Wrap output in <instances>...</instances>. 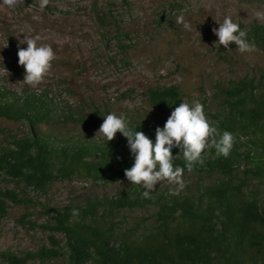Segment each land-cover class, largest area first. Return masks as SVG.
I'll return each mask as SVG.
<instances>
[{
	"label": "trees",
	"instance_id": "obj_1",
	"mask_svg": "<svg viewBox=\"0 0 264 264\" xmlns=\"http://www.w3.org/2000/svg\"><path fill=\"white\" fill-rule=\"evenodd\" d=\"M246 31L247 39L264 50V25ZM214 95L208 121L220 133L231 132L234 146L227 158L217 156L214 148L206 149L203 163L192 171L215 175L216 180L187 187L179 195L157 188L147 199L141 198L143 188L131 184L115 196L58 210L48 228L64 235V244L50 237V245L36 251L0 252L1 264L56 259L62 260L60 264H264V201L250 189L253 177L264 180V76L217 86ZM145 96L151 108L169 113L187 102L176 85L148 87ZM91 106L90 112L73 110L72 105L55 103L47 93L26 90L17 96L0 91V118L24 123L28 130L0 145V178L42 192L58 179L82 178L101 185L126 178L124 170L134 157L122 134L107 145L104 139L61 137L42 130L68 121L96 126L111 113ZM151 113L124 116L132 130L155 142V130L165 122ZM178 154L179 149H173V156ZM174 163L184 167L185 162L181 156ZM243 163L247 166L241 174ZM1 197L22 202L13 191L0 193L2 217L7 204ZM74 208L79 210L78 219L72 217ZM149 208L154 211L147 219L128 224L117 218L121 212Z\"/></svg>",
	"mask_w": 264,
	"mask_h": 264
},
{
	"label": "rangeland",
	"instance_id": "obj_2",
	"mask_svg": "<svg viewBox=\"0 0 264 264\" xmlns=\"http://www.w3.org/2000/svg\"><path fill=\"white\" fill-rule=\"evenodd\" d=\"M256 10H264V0H49L40 9L38 0H16V7H0V91L22 96L26 90L47 93L55 103L92 111L91 105L108 108L115 114H148L166 123L171 113L149 106L145 91L152 86H179L188 103L199 101L208 112L215 106L217 86H229L240 78L260 80L264 76V50L255 45L252 53L242 54L236 45L230 50L215 47L213 28L230 16L241 29L264 25ZM183 15L191 30L176 24ZM216 20V21H215ZM41 36L39 43L50 44L55 53L52 67L35 86L23 83L25 69L18 64V49L27 48L26 37ZM68 121L46 132L96 138L100 127ZM24 123L0 118V145L9 136L27 133ZM97 140H103L97 137ZM248 141L247 138L243 139ZM241 165L240 173L246 169ZM186 187L217 179L199 172L184 171ZM120 182L94 184L89 179H58L46 192L16 185L0 178V193L13 191L22 200L7 204L0 216V252L22 254L50 245V237L64 244V235L48 228L58 210L82 205L95 197L115 196L130 188ZM163 182L157 188L173 189ZM250 189L264 201V180L250 179ZM153 209L121 212L128 224L147 219ZM61 259L44 264H60ZM2 259L0 256V264ZM29 264H40L31 261Z\"/></svg>",
	"mask_w": 264,
	"mask_h": 264
},
{
	"label": "clouds",
	"instance_id": "obj_3",
	"mask_svg": "<svg viewBox=\"0 0 264 264\" xmlns=\"http://www.w3.org/2000/svg\"><path fill=\"white\" fill-rule=\"evenodd\" d=\"M49 0H38L40 9H45ZM0 7L13 9L16 0H0ZM257 21H264V10H256ZM176 24L185 30H191V25L183 15L176 18ZM216 21V20H215ZM218 28H213L214 35L218 38L214 42L230 50V45L235 44L236 50L242 54L252 53L255 45L247 39V31L233 21L230 16H225L222 22L216 21ZM27 48L18 49V64L25 69L23 83L31 86L40 84L49 73L55 53L50 44L39 43L41 36L26 37ZM117 133L127 139V146L134 157V163L124 170L125 177L132 186L144 189L141 198H150L157 184L167 182L174 185L170 195H179L186 187L183 179L185 169L189 172L194 165L203 163V154L206 149H215L217 156L227 158L234 146V136L229 131L220 133L210 125L204 111V106L199 101L192 103L181 102L171 111L163 128L155 130V142L142 131L132 130L128 126L126 117L121 114L109 113L103 116L96 138L102 137L107 145L116 138ZM95 138V139H96ZM173 149H179V154L173 156ZM184 160V167L174 163L175 160ZM73 219H78L79 210L72 209Z\"/></svg>",
	"mask_w": 264,
	"mask_h": 264
}]
</instances>
